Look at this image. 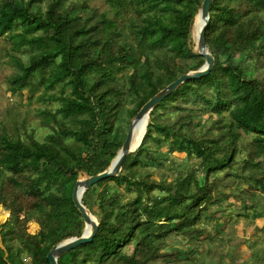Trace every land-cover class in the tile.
Listing matches in <instances>:
<instances>
[{"label":"trees","instance_id":"trees-1","mask_svg":"<svg viewBox=\"0 0 264 264\" xmlns=\"http://www.w3.org/2000/svg\"><path fill=\"white\" fill-rule=\"evenodd\" d=\"M203 1L107 0L100 10L88 0H0V37L10 42L14 65L8 89L60 104L38 108L49 128L43 139L27 117L13 118L11 129L0 125V204L11 211L0 223V264H25L23 255L50 264L53 246L82 235L76 182L107 170L142 106L205 64L199 17L195 24ZM206 43L214 68L159 102L118 173L86 190L97 234L63 253L59 264L196 260L191 252L203 251L205 241L225 245L218 238L223 228L213 235L205 224L216 217L214 205L234 197L238 217L263 215L264 0H213ZM62 82L70 92L51 91ZM244 135H251L247 143ZM174 152L198 163L171 181L157 179L154 170ZM29 221L40 224L37 233L28 232ZM256 229L264 231V218ZM173 235L187 246L167 249ZM254 258L252 264H264V254Z\"/></svg>","mask_w":264,"mask_h":264},{"label":"rangeland","instance_id":"rangeland-1","mask_svg":"<svg viewBox=\"0 0 264 264\" xmlns=\"http://www.w3.org/2000/svg\"><path fill=\"white\" fill-rule=\"evenodd\" d=\"M88 2L91 6L97 7L100 10L107 6V0H88ZM8 51H10V42L3 35L0 37V125H5L11 129L13 127V118L16 117L19 120L27 117L28 123L36 129V136L39 139H43L49 132V128L41 125L42 114L38 111V108H44L45 106L57 108L60 105L59 101L43 102L37 100L36 97L31 101L28 98L27 90L24 91L23 95L12 94L8 89L9 84L7 78L14 71V65L8 62L10 59L7 54ZM18 54L21 56L24 55V57L28 56L27 51H20ZM71 88V85L65 86V82H62L51 91L58 93L62 90L70 92ZM42 91H39L37 95ZM129 119L128 117L127 120ZM147 124L144 127H138L136 131V134H139V137L136 136L137 145L146 133ZM24 135V132H22V136ZM244 137V143H247L251 139V135H244ZM161 152L164 154L169 152L167 143L163 144ZM170 158L167 159L166 166L154 170V176L157 179H161L164 176L168 181H171L178 172L189 171V169L198 163L197 159H188L187 153L185 152H174L170 154ZM5 171L7 174L10 173L8 168H5ZM121 191L126 195L127 200L132 199L134 196V193L128 194L124 187H121ZM32 200L29 199V202H32ZM0 206L3 205L0 204ZM241 212L240 201L234 197H230L229 200L221 204L214 205L211 215L216 213V217L214 215L212 219L205 221V224L213 232V235H216V229L218 227L223 228V233L219 234L218 238L222 237L225 239V245H220L219 241H205L202 245L203 251L191 252V256L195 257L196 260L181 258L179 261L171 262L170 264H218L221 256H224L225 264H252V260L255 259L254 256L264 254V231L256 229L257 225H261L264 213L261 216L255 217L253 216L254 211L251 210L249 213L252 216L248 218L245 216L238 217V213ZM9 218L10 215L6 220H0V223H4ZM30 222L28 223V232L32 234L37 233L40 229V224L37 222L39 225L38 229L32 231ZM238 240L239 242H237ZM167 242V249L187 246L186 240L175 235L170 236ZM23 256L25 258V264H32L28 255ZM157 263H161V260Z\"/></svg>","mask_w":264,"mask_h":264},{"label":"water","instance_id":"water-1","mask_svg":"<svg viewBox=\"0 0 264 264\" xmlns=\"http://www.w3.org/2000/svg\"><path fill=\"white\" fill-rule=\"evenodd\" d=\"M213 0H204L202 7L198 13L196 18L195 24L198 20V17L203 21L199 33H198V47L199 53L206 57L205 64L197 70L189 71L182 76H180L177 80L170 83L152 98H150L139 110L138 113L133 117L129 129L127 132L126 139L117 154L116 158L112 162L111 166L98 174L88 176L85 179H80L76 182L73 191V199L75 202L76 207L81 212L84 221H85V229L80 236H72L67 240L55 245L52 247L50 252L48 253V259L50 264H59L58 258L65 252L78 247L79 245L88 243L93 241L94 237L97 234L99 222L96 216L88 209L83 203V195L88 188L93 186L94 184L98 183L104 178L116 175L118 171L121 169L123 162L125 161L128 153L130 151H135L138 145L133 142L136 131L139 127L140 122L146 118L148 119L150 116L151 111L153 108L161 102L163 99L171 95L183 82L194 79L200 78L205 76L211 72L215 65V58L210 53L207 43H206V29L210 20V9ZM11 215V212H10Z\"/></svg>","mask_w":264,"mask_h":264},{"label":"bare ground","instance_id":"bare-ground-1","mask_svg":"<svg viewBox=\"0 0 264 264\" xmlns=\"http://www.w3.org/2000/svg\"><path fill=\"white\" fill-rule=\"evenodd\" d=\"M201 20V19H200ZM201 22H203L202 20H201ZM147 122H148V119H146V118H144L141 122H140V124H139V127H144L146 124H147ZM138 130V129H137ZM9 215H10V211L9 210H7V209H5L3 206H0V220L1 221H4V220H6L8 217H9ZM30 228H31V230L32 231H35L36 229H38V224L36 223V222H34V221H31L30 222Z\"/></svg>","mask_w":264,"mask_h":264}]
</instances>
